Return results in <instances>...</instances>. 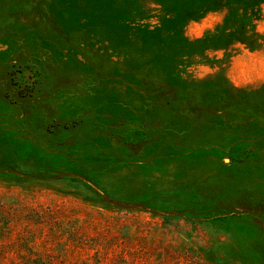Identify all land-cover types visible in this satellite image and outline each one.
Listing matches in <instances>:
<instances>
[{"label":"rangeland","instance_id":"obj_1","mask_svg":"<svg viewBox=\"0 0 264 264\" xmlns=\"http://www.w3.org/2000/svg\"><path fill=\"white\" fill-rule=\"evenodd\" d=\"M241 47L264 0H0V264H264Z\"/></svg>","mask_w":264,"mask_h":264},{"label":"crops","instance_id":"obj_2","mask_svg":"<svg viewBox=\"0 0 264 264\" xmlns=\"http://www.w3.org/2000/svg\"><path fill=\"white\" fill-rule=\"evenodd\" d=\"M239 50L240 52L232 58L227 71L233 85L238 86L245 84V82L251 85H261L264 81V49L249 52L241 47ZM243 66H247L250 70L249 76L245 80H241L243 76L242 69H245Z\"/></svg>","mask_w":264,"mask_h":264}]
</instances>
